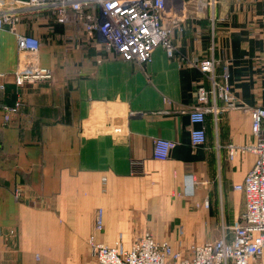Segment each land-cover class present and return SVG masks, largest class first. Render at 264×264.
Returning <instances> with one entry per match:
<instances>
[{"label": "crops", "instance_id": "obj_1", "mask_svg": "<svg viewBox=\"0 0 264 264\" xmlns=\"http://www.w3.org/2000/svg\"><path fill=\"white\" fill-rule=\"evenodd\" d=\"M182 1V14L168 8L163 16L173 57L158 46L143 68L106 51L79 24H58L51 11L22 12L36 23L27 28L41 42L36 63L52 79L19 89L12 73L22 58L14 34L2 31L3 100L13 104L19 92L22 106L7 123L0 111V264H97L90 236L129 249L135 232L150 231L186 253L231 240L244 212L233 186L256 155L229 156L228 146L254 143L251 118L211 99L218 112L206 114V141L192 147L189 111L196 88L209 85L194 63L219 60L215 74L227 66L237 100L264 108V0ZM156 138L176 144L164 161L152 157ZM132 160L142 173L132 174Z\"/></svg>", "mask_w": 264, "mask_h": 264}, {"label": "built area", "instance_id": "obj_2", "mask_svg": "<svg viewBox=\"0 0 264 264\" xmlns=\"http://www.w3.org/2000/svg\"><path fill=\"white\" fill-rule=\"evenodd\" d=\"M182 0H0V47L1 33L8 28L15 37L16 49L22 58L12 73L16 89L25 85L50 81L52 71L36 63L41 42L35 35L16 30L20 15L24 11H51L58 24L76 23L88 36L97 35L103 48L124 61L136 63L143 68L151 62L153 50L160 46L166 56L173 57L170 27L163 23L168 8L177 17L183 13ZM214 1L212 0L211 4ZM219 60L214 57L195 62L194 66L205 76L209 85L196 88L195 104L190 108L189 121L194 126L190 131V145L202 146L206 141L205 116L217 114L218 108L210 104L211 99L221 101L232 109H246L251 118L254 143L249 146L229 145V156L252 152L256 155L252 169L240 184L233 186L244 197V212L239 222L231 227V240L223 236L218 240L191 245L189 254L182 256L166 241H157L150 234L135 237L129 249L121 241L108 246L90 236L87 245L97 264H264V108H246L234 95L229 82L227 66L215 74ZM3 74H0V111L3 122H9L18 114L22 101L16 92L13 104L3 100ZM114 131H118L115 129ZM175 142L156 138L153 140L152 157L166 160L175 147ZM132 174L142 173V162L132 160ZM20 196L15 191V198ZM203 207H208L205 200ZM103 228V212L98 210L94 230ZM12 234V232H10ZM1 235V230H0Z\"/></svg>", "mask_w": 264, "mask_h": 264}, {"label": "rangeland", "instance_id": "obj_3", "mask_svg": "<svg viewBox=\"0 0 264 264\" xmlns=\"http://www.w3.org/2000/svg\"><path fill=\"white\" fill-rule=\"evenodd\" d=\"M47 12H50L49 10H47V9H44V10H39V13H42L43 14V18H45L46 17V13ZM35 22L33 21V18L31 19V18H29V17H27L26 15H25V13L24 14H21L20 15V18H19V22H18V24L17 25H20L21 26V28H24V29H26L27 31H26V33H28V34H30V35H33L32 33H30V31L28 30L29 29V27H31L32 28V26L34 27L35 26ZM28 28V29H27ZM98 210H101L102 211V209H98ZM98 212V211H97ZM103 212V211H102ZM96 216V215H95ZM239 222V221H238ZM237 223V222H236ZM235 223V224H236ZM234 224V225H235ZM233 225V226H234ZM146 233H148V234H150L154 239H155V236H154V234L152 233V232H150V231H144V232H135L134 233V235H133V239L135 238V237H137V236H139V235H142V234H146ZM156 240V239H155ZM133 241V240H132ZM170 244V243H169ZM171 245V244H170ZM172 246V245H171ZM172 248L176 251V252H179L182 256H187L188 254H189V252H182L181 250H179L178 248L176 249V248H174L173 246H172ZM181 249V248H180ZM189 250V249H188ZM186 253V254H185Z\"/></svg>", "mask_w": 264, "mask_h": 264}]
</instances>
